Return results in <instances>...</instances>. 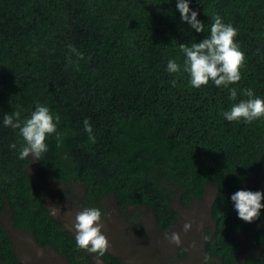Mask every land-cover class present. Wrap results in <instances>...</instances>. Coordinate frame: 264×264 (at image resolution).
<instances>
[{
  "label": "trees",
  "instance_id": "1",
  "mask_svg": "<svg viewBox=\"0 0 264 264\" xmlns=\"http://www.w3.org/2000/svg\"><path fill=\"white\" fill-rule=\"evenodd\" d=\"M190 7L204 33L181 20L176 0H0V121L17 110L26 117L37 103L59 116L61 142L49 137L35 161L64 203L74 196L80 210L98 207L105 219L109 199L136 230L145 208L157 230L169 232L180 219L176 205L192 208L211 189L202 264H264V209L247 223L230 200L241 189L264 192V119L229 122L221 115L234 103L227 89L193 88L187 73L166 70L169 59L183 63L180 44L203 40L218 14L238 29L246 57L241 81L231 85L236 102L247 88L264 96V0H191ZM12 143H22L18 130L0 122V261L30 264L17 254L6 217L68 264H129L110 250L101 257L76 246L49 207L50 190L31 174L34 159H18ZM244 232L251 244L241 263ZM188 256L179 246L177 259L159 264Z\"/></svg>",
  "mask_w": 264,
  "mask_h": 264
},
{
  "label": "clouds",
  "instance_id": "2",
  "mask_svg": "<svg viewBox=\"0 0 264 264\" xmlns=\"http://www.w3.org/2000/svg\"><path fill=\"white\" fill-rule=\"evenodd\" d=\"M191 0H176V9L180 18L186 22L196 33H204L206 24L198 19L199 13L190 7ZM207 25L208 35L200 42L180 44L183 53V63L177 59L167 61V71L170 74L187 73L189 84L193 88H202L209 84L218 88L227 89L229 99L234 101L230 109L222 111L221 115L229 122L243 121L252 123L264 119V96L257 95L253 89L241 90L246 99L237 101L238 90L231 85L241 81V69L244 67L246 57L237 41L238 29L231 23H226L216 14ZM72 52L80 58L83 53L69 45ZM173 80L172 84L175 85ZM2 125L18 130L22 143H12L11 149L17 150V158L24 160L32 158L39 161L48 151L49 137L55 135L57 143L61 142V133L58 131L59 116L54 114L46 104L37 103L35 109L26 117L20 110L6 113L2 118ZM84 130L89 141L96 142L93 128L88 118L83 121ZM230 200L239 219L251 223L261 215L264 209V192L251 190H237L231 194ZM106 213L94 206H84L75 215L74 229L76 246L98 256H104L110 247V242L103 231V217ZM190 222H185L183 230L189 231ZM165 239L177 245L180 244L179 234L176 232L164 234ZM207 260V257H205Z\"/></svg>",
  "mask_w": 264,
  "mask_h": 264
},
{
  "label": "rangeland",
  "instance_id": "3",
  "mask_svg": "<svg viewBox=\"0 0 264 264\" xmlns=\"http://www.w3.org/2000/svg\"><path fill=\"white\" fill-rule=\"evenodd\" d=\"M35 182L50 190L49 207L56 218L62 220L65 225L75 233L73 227L75 215L80 208L76 205V200L69 197L67 202H63L57 193V189L48 184L47 178L35 160L30 168ZM75 193H79L78 186ZM213 191L210 189L202 202H195L192 208L186 209L176 205L180 219L178 223L168 232H176L180 237V244L171 243L165 239V232L157 230L152 213L145 208H140V221L142 230L134 229L128 221L127 216L118 213L111 200H106L105 205L109 208L108 216L103 219V231L107 236L110 247L108 250L119 255L129 264H159L164 259H177L179 246L183 247L189 256L178 264H202L205 259L204 236L205 227L210 225V208L213 201ZM130 209L128 214L134 213ZM9 231L14 238L16 252L20 258L30 264H68L61 256L51 249H46L38 245L31 236L15 231L8 223ZM185 222L191 223L189 231L183 230ZM251 235L244 232L240 238V261L244 260L250 247ZM98 264H104L96 258ZM0 264H4L0 261Z\"/></svg>",
  "mask_w": 264,
  "mask_h": 264
}]
</instances>
